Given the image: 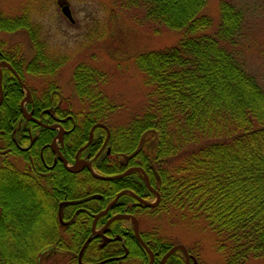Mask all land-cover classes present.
<instances>
[{"label": "trees", "instance_id": "obj_1", "mask_svg": "<svg viewBox=\"0 0 264 264\" xmlns=\"http://www.w3.org/2000/svg\"><path fill=\"white\" fill-rule=\"evenodd\" d=\"M126 2L142 6L148 18L178 31L180 38L134 57L153 90L143 115L116 128L108 125L114 106L97 87L100 71L75 67L72 82L82 107L73 110L60 103L55 74L61 62L39 46L28 57L20 43L10 45L0 37V63L10 66L1 69L0 264H38L46 249L65 250L76 264L78 258L96 264L109 257L118 260L106 264H148L149 254L125 220H114L102 235L91 230L95 214L118 192L154 196L137 171L103 178L130 167L145 172L159 195L157 203L140 206L123 194L100 215L98 225L123 212L141 225L142 214L156 216L173 207L207 220L224 264L264 256V90L226 45L236 42L241 12L220 1L219 23L210 33L211 18L203 13L208 0ZM22 23L0 11V32L15 31ZM13 71L30 90L24 105L26 93ZM28 77L44 85L35 88ZM24 108L42 124L26 118ZM55 124L63 130L61 155L69 163L76 154L89 156L100 177L86 167L75 171L63 165L51 148L58 129L48 126ZM8 155L20 159L24 169ZM139 230L153 252L152 264H161L173 244L156 230ZM187 251L189 264H201L197 250ZM164 264H186L185 257L176 250Z\"/></svg>", "mask_w": 264, "mask_h": 264}, {"label": "rangeland", "instance_id": "obj_2", "mask_svg": "<svg viewBox=\"0 0 264 264\" xmlns=\"http://www.w3.org/2000/svg\"><path fill=\"white\" fill-rule=\"evenodd\" d=\"M220 1L223 0H208L203 8V13L211 18L207 32L213 33L217 28ZM226 1L242 14L235 44L226 45L237 63L264 90V0ZM66 4L72 21L61 12ZM0 11L10 18L19 17L24 25L12 32H0L8 44L20 43L28 57L35 55L39 46L48 57L61 62L55 74L60 103L64 101L73 110L82 107L72 82L75 67L86 65L102 73L97 87L114 106L108 125L115 128L143 115L153 90L134 57L174 45L180 38L178 31L148 18L142 6L126 0H0ZM28 81L35 88L44 85L38 79ZM26 94L23 105L29 100L30 90ZM23 113L31 119L26 108ZM53 145L57 146V139ZM8 157L24 169L20 159ZM154 197L147 200L153 201ZM14 199L16 204L20 202L18 192ZM141 218L142 230H156L158 236L173 245L197 250L201 264H224V255L216 249V235L203 216L193 217L187 210L169 207L156 216L142 214ZM54 250L46 249L38 264H76L67 251ZM245 264H264V256L250 257Z\"/></svg>", "mask_w": 264, "mask_h": 264}, {"label": "water", "instance_id": "obj_3", "mask_svg": "<svg viewBox=\"0 0 264 264\" xmlns=\"http://www.w3.org/2000/svg\"><path fill=\"white\" fill-rule=\"evenodd\" d=\"M61 12L63 13V15L66 17V18H68V20H73V17H72V14H71V10H70V7L66 4V5H63L62 7H61ZM2 66H6V67H8V68H10V66L8 65V64H6V63H0V102H1V100H2V93H1V78H2V76H1V67ZM14 72V75H15V77L17 78V80H18V82H19V84L27 91V94H29V89H28V87L23 83V81H22V79L20 78V76L15 72V71H13ZM31 119H33L32 117H31ZM33 120H35V119H33ZM38 124H42L40 121H37V120H35ZM57 127H59L58 125H56ZM49 128H54L55 126H52V125H50V126H48ZM59 129H60V132H58L57 133V138H58V140H61V135H62V128L61 127H59ZM90 140V139H89ZM89 142V141H88ZM55 151H57V153L60 155V152H59V149H58V147L56 148V147H52ZM60 158H61V160H62V163L64 164V166L66 167V168H68V169H71V170H73L74 169V167H76V166H78V164H79V166L76 168V170L78 169V168H80V166H87L88 168H89V170L95 175V176H99V175H97L93 170H92V168H91V166H90V163L88 162V161H86V160H82V161H79L78 160V158H76L75 159V162H74V164L72 165L73 167H70V166H68V164H67V161H66V159L64 158V157H62V156H60ZM140 170L141 172H142V174H143V179L145 180V182H146V184H147V186L150 188V186H149V182H148V178H147V176H146V174L140 169V168H136V167H132V168H129L128 170H126L125 172H123V173H121V174H117V175H112V176H103V178H105V179H110V178H117V177H121V176H123V175H125V174H127V173H129V172H131V171H134V170ZM100 177V176H99ZM124 192H128V193H130L129 191H121V192H119L116 196H115V198L106 206V208L104 209V210H102L100 213H98L97 214V216L98 215H100V214H102V213H105V212H107L108 211V209L110 208V206L118 199V197L122 194V193H124ZM132 194V193H131ZM138 200H139V202L141 203V204H143L144 206H154L156 203H157V201H158V198H159V196H158V194L156 193V199L153 201V202H147V201H145L144 199H142L141 197H139V196H136V195H134ZM61 206H62V203H60V205H59V208H61ZM96 216V217H97ZM116 218H127V219H131L132 220V222H133V230H134V233H135V235H136V237L138 238V240H139V243L143 246V248L146 250V252H148V254L150 255V261H149V263L148 264H152V262H153V254H152V251L148 248V246L146 245V243L142 240V238L140 237V234H139V232H138V221H137V219L134 217V216H132V215H130V214H118V215H114V216H112L110 219H108V221L106 222V224H108L109 222H111V221H113L114 219H116ZM176 249H180V250H182L183 251V253L185 254V257H186V264H189V256H188V252H187V250H186V247L184 246V245H181V244H178V245H174L164 256H163V258H162V260H161V264H164V261H165V259H166V257L168 256V255H170L173 251H175Z\"/></svg>", "mask_w": 264, "mask_h": 264}, {"label": "flooded vegetation", "instance_id": "obj_4", "mask_svg": "<svg viewBox=\"0 0 264 264\" xmlns=\"http://www.w3.org/2000/svg\"><path fill=\"white\" fill-rule=\"evenodd\" d=\"M33 120V119H32ZM37 123V122H36ZM38 124V123H37ZM62 134H63V132H62ZM56 136H57V134H56ZM54 137L53 138V140H52V142H51V148L52 147H58V149H59V152H60V146H61V143H62V136H61V140H58L57 139V137ZM55 139H57V146H54L53 145V142H54V140ZM89 142H87V144H88ZM87 144H85L83 147H81L79 150H78V153L80 152V151H82V149L84 148V147H86V145ZM52 150L54 151V152H56L57 153V151H55L53 148H52ZM58 154V153H57ZM59 155V154H58ZM59 156H62L61 155V152H60V155ZM63 157V156H62ZM76 158H78V160L79 161H82V160H86V161H88L89 163H90V166H91V168H92V170H94L93 169V167H92V163H91V160L89 159V156H85V157H78V154H76V156H75V159ZM66 159V158H65ZM75 159H74V161L72 162V163H69V162H67V164L69 165V166H71V167H73L72 165L74 164V162H75ZM67 161V160H66ZM78 166H79V164H78ZM78 166H76V167H74V170L75 171H77V170H80V169H83L84 167H86V168H88L87 166H80V168H78L77 170H76V168L78 167ZM130 168H132V167H130ZM136 168H140V167H136ZM129 169V168H128ZM141 169V168H140ZM88 170H89V168H88ZM142 170V169H141ZM134 171H137L139 174H140V176H142V178H143V174H142V172L140 171V170H134ZM143 171V170H142ZM131 172H133V171H131ZM144 172V171H143ZM130 173V172H129ZM145 173V172H144ZM128 174V173H127ZM126 175V174H125ZM124 176V175H123ZM122 177V176H121ZM111 179V178H110ZM144 180V179H143ZM149 181V180H148ZM145 182V181H144ZM147 186V185H146ZM152 188V187H151ZM153 189V188H152ZM154 190V189H153ZM122 191H129L130 193H128V192H124V193H122L121 195H123V194H129V195H131L134 199H135V201L133 202V204H138V205H140V206H144L143 204H141L140 202H139V200L134 196V195H136V196H139V197H141L140 195H138V194H135L133 191H131V190H122ZM151 191V190H150ZM154 191H156V190H154ZM121 192V191H120ZM152 192V191H151ZM157 192V191H156ZM119 193V192H118ZM132 193V194H131ZM154 193V192H153ZM120 195V196H121ZM119 196V197H120ZM118 197V198H119ZM142 199H144L143 197H141ZM114 199V198H113ZM112 199V200H113ZM111 200V201H112ZM144 200H147V199H144ZM110 201V202H111ZM117 201V200H116ZM115 201V202H116ZM109 202V203H110ZM114 202V203H115ZM108 203V204H109ZM113 203V204H114ZM107 204V205H108ZM112 204V205H113ZM111 205V206H112ZM110 206V207H111ZM110 209V208H109ZM108 209V210H109ZM102 211V210H101ZM100 211V212H101ZM125 211V210H124ZM108 212V211H107ZM99 213V212H98ZM98 213H96L95 214V216H94V218H93V220H92V224H91V230H92V232L94 233V234H100V235H102V234H104L105 232H106V230L108 229V227H109V225L111 224V222H113L114 220H117V219H123V220H125V223L130 227V228H132V230H133V224L131 223V224H129L128 223V220L129 219H127V218H116V219H114L113 221H111V222H109L108 224H106V222L108 221V219H110L112 216H114V215H118V214H130V215H132V216H134L136 219H137V217L135 216V215H133L132 213H129V212H123V213H118V214H114V215H112V216H110L109 218H107L106 219V221L102 224V225H98V223H97V220H98V218L100 217V215H102V214H105V213H102V214H100V215H98L97 216V214ZM97 216V217H96ZM137 221H138V219H137ZM95 228H98V229H100V230H95ZM140 223H139V221H138V232H139V234H140ZM133 233H134V230H133ZM134 235H135V233H134ZM135 237H136V235H135ZM140 237H141V235H140ZM142 238V237H141ZM136 239L138 240V238L136 237ZM143 240V239H142ZM106 241V240H105ZM144 241V240H143ZM138 242H139V240H138ZM147 245V244H146ZM142 246V245H141ZM143 247V246H142ZM150 249V248H149ZM152 254H153V252H152ZM183 254V253H182ZM112 258V260L114 259V261H117L118 260V258L116 257H109V258H106V259H103V260H100V261H98V262H96V264H106L110 259ZM153 258H154V256H153ZM166 260V259H165ZM78 262H79V264H84V263H82L81 262V260H80V258H78ZM153 263V262H152ZM88 264H92V263H90V262H88Z\"/></svg>", "mask_w": 264, "mask_h": 264}]
</instances>
